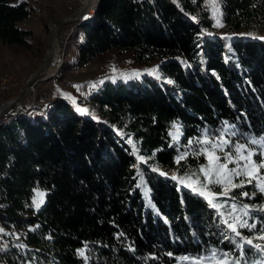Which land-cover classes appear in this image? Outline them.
Returning a JSON list of instances; mask_svg holds the SVG:
<instances>
[{"label":"trees","instance_id":"1","mask_svg":"<svg viewBox=\"0 0 264 264\" xmlns=\"http://www.w3.org/2000/svg\"><path fill=\"white\" fill-rule=\"evenodd\" d=\"M207 1L100 0L82 27L79 65L116 49L140 65L158 62L160 80L106 83L89 100L101 120L59 99L43 116L13 117L12 111L0 121V229L7 230L0 234L20 233L0 258L8 264H187L208 258L213 248L221 259V250L234 249L229 238H240L222 221L232 204L242 209L246 202L225 205L216 198L223 205L218 212L197 189L157 171L177 167L184 175L200 165L192 158L177 162L174 124L184 144L226 124L242 136H264V39L249 36L264 30V0H220L224 29ZM30 13L26 2L0 0L4 44L30 47V32L20 27ZM223 30L242 38H219ZM38 190L46 198L35 209ZM248 213L256 228L237 227L251 237L264 226V209Z\"/></svg>","mask_w":264,"mask_h":264},{"label":"rangeland","instance_id":"2","mask_svg":"<svg viewBox=\"0 0 264 264\" xmlns=\"http://www.w3.org/2000/svg\"><path fill=\"white\" fill-rule=\"evenodd\" d=\"M17 1L26 2L28 4L29 10L31 11L29 17L20 23V27L22 29L30 32V47L23 48L16 45H7L0 40V108L19 97L25 85L42 66L45 58L48 55V36L50 24L55 20L73 19L84 6L86 0ZM217 3L219 6V13L216 15H213V6L210 3V0H208L205 5L211 12L215 23L217 19L220 20V25L222 26L217 25L219 29H224L222 22L223 12L220 0H217ZM90 14L93 15V13H87V17L89 19L92 18H90ZM79 24V22H72L59 26L54 36V64L58 65L56 67L54 65H50L48 72H43L44 75L41 76L43 77V81H40L36 85H33L29 88L23 100H33V107H18V113H14L13 117H23L32 111L43 116L45 114V110L52 102L62 99L68 101L76 111H78V108H87L88 113L84 115H88L95 120H101L99 118V112L97 108L94 107V105L89 102V100L106 83H128L133 80H142L145 78L160 80L161 76L158 69V62H154L148 66L140 65L134 62L131 53L122 52L116 49L108 51L93 62H89L83 66L79 65L80 50L82 45L85 43L82 30L83 26H79ZM249 36L260 37L264 39V30L262 33L255 30ZM218 37L222 39L242 38V33L229 34L226 30H223V32H221ZM101 81H103V83H101ZM74 85H80L81 87L78 90L76 87H74ZM92 85H95V87H92ZM12 111L14 112V110ZM12 111L7 115H11L13 113ZM78 112L81 113L80 111ZM178 127L179 135L175 140L178 142L181 153H187L184 159H195V162H198L200 165L197 167H192L190 170L184 172V175H178L179 171L177 167H174L170 170L158 169V172H162L169 177L175 178L179 183L193 189H197L200 193L203 192V195L208 199V201L210 199L214 201L216 198H224V203L226 205L231 202L230 199H236L242 203L246 202L245 204L248 205L247 211L249 209H254L256 211L264 209V193H261L258 187H254V185L258 183V181L255 179L253 180L252 184L245 183L242 188H233L229 186V192L227 193V196L213 195L214 193L221 192L223 185H218L215 183V180L218 178L215 175L212 176V181L209 182L205 178L204 173L199 171L200 167L208 166L209 154L203 152H201L199 155L194 154V150L197 147L210 148V144H197V140L205 139L203 132L199 137L189 140L192 142L191 144H188V142L186 144L182 143V130L180 129V126ZM221 129L226 130L224 138L228 140H239L240 142H243L245 137H250L247 135L242 136V134H240L236 128H231L230 124H226ZM233 131L238 132V135H229V133ZM176 132L177 129L174 127L173 134ZM213 133H215V131H209V139L212 137ZM252 147L255 148L256 146L253 145ZM216 155L222 156V153L217 151ZM252 159L255 160L256 156H253ZM182 160L183 159L180 161ZM214 166L215 161L213 160V167ZM228 167L231 169L234 168L235 165L229 164ZM260 173L264 174V168L260 169ZM242 179H244V177H232V182L233 184H236ZM244 191L249 192L250 197L239 195ZM253 192L255 193L254 196L251 195ZM38 193H42L43 195H38ZM35 194V209H39L45 203L46 193L44 191L38 190ZM259 196L262 201L256 202V200H253L255 197ZM41 200L43 201L42 203ZM37 204L40 205L39 208H37ZM216 209L218 212H222L221 207ZM227 216L228 217L225 219H228L230 222L234 217L239 216L241 222L247 221L248 223V216L243 215L242 209H236L234 212L231 211ZM19 234L20 233L18 230H16V232L13 234H10L9 232L6 234H0V254H4L7 247L10 246V243L13 244L19 239ZM11 240H13V242H11ZM220 260L221 258L217 256L214 260L203 258L202 260H199V264H217V261ZM197 261L198 260H190L187 262V264H197ZM0 264H8L5 257L0 258ZM224 264H227V262L224 261Z\"/></svg>","mask_w":264,"mask_h":264},{"label":"snow or ice","instance_id":"3","mask_svg":"<svg viewBox=\"0 0 264 264\" xmlns=\"http://www.w3.org/2000/svg\"><path fill=\"white\" fill-rule=\"evenodd\" d=\"M210 3L213 6V15H216L219 13V6L217 3V0H210ZM87 19V17H84ZM216 25H220V20H216ZM103 83V81H101ZM78 90L81 87L80 85H74ZM92 87H95V85H92ZM78 111H80L82 114H87L88 109L87 108H78ZM227 123V122H225ZM173 127L177 129V132L173 135V139H177L179 135V127L178 125L174 124ZM231 128L235 129L236 125L232 124ZM203 135L205 139L203 140H197V144H204L209 143V147L205 148H199L197 147L194 150L195 155H199L201 152L208 153L209 154V164L207 167H200L199 171L204 173L205 178L211 182L212 176L215 175L218 177L215 180V183L220 185L222 184V191L219 193H214L213 195H221V196H227V193L229 192V186L233 188H242L245 183L252 184L253 180H257L258 183L254 185V187H258L261 193H264V174L260 173V169L264 168V136H261L259 139L255 137H245L243 142L232 141L224 138L225 131L223 129H217L215 130V133H213L212 137L208 138V133L210 130L204 129ZM229 135L231 136H237L238 132L233 131L230 132ZM130 144L133 142L131 140L128 141ZM191 141H188V144H191ZM255 145L256 147L253 148L252 146ZM133 149H135V144H133ZM219 151L222 153L221 155H216V152ZM187 153H181L179 156H177L176 160L179 162L181 159H184ZM256 156V159L253 160L252 157ZM141 160H143V157H140ZM213 160L215 161V166L213 167ZM234 164L235 167L229 169L228 165ZM155 170V169H153ZM163 174V173H162ZM232 177H244V179L240 180L239 183L233 184ZM223 178V179H221ZM195 190V189H194ZM204 193L201 192V195ZM38 195H43L42 193H38ZM239 195L244 197H250V193L247 191L241 192ZM251 195H255L253 192ZM43 201L41 200V203ZM33 203H36L34 200ZM209 203L212 205L213 208H219L223 205H218L217 203H213V201L210 199ZM37 208H39V204L36 205ZM248 205H243V215L248 216ZM236 210V204H232L231 211ZM220 215H223V213H220ZM223 224L227 226V229H230L232 233L235 234V237H239V240H236L235 238H229L227 237V232H222V236H225V238H229L230 242L235 246L234 249L224 252L220 251L219 255L222 257L220 261H217V264H224V261L227 260L228 257H231V260H227V264H264V244L261 243H254L255 240L264 241V226H262L259 229V232L255 234L254 236H244L239 230V228H246L249 230V232L252 231V229L256 228L255 223L249 224L247 221L241 222L240 217L236 216L233 218V220L230 222L228 219H225L222 221ZM0 231H3V229H0ZM122 235V233H121ZM248 246L246 249L245 246ZM255 249L258 255L256 258H252L251 256H248L247 253H251L252 250ZM80 255L84 257V251H80ZM169 255H171L169 253ZM217 256V249L213 248L210 250L209 260H214ZM87 259V257H84ZM184 259H187L185 257ZM203 257H200L199 260H202ZM199 260L197 261V264H199Z\"/></svg>","mask_w":264,"mask_h":264},{"label":"water","instance_id":"4","mask_svg":"<svg viewBox=\"0 0 264 264\" xmlns=\"http://www.w3.org/2000/svg\"><path fill=\"white\" fill-rule=\"evenodd\" d=\"M100 0H88L86 6L82 7L79 11V13L76 14V16L73 19H62V20H55L54 22H52L49 26V36H48V55L45 58L42 66L40 67L39 71L32 76V78L28 81V83L25 85L21 95L19 97H17L16 99H14L13 101L9 102L8 104H6L2 109H0V120L7 115L8 113H10L18 103H20L26 96L29 88L35 84V82L38 81V79L41 78V76L43 75L44 70L50 66L51 61H52V57H53V39L55 36V30L59 28V26L63 25V24H69L72 22H79V26H84L88 23L91 22V19H89L87 17V13H89V10L91 8H95L93 15H95L96 13V9L98 8ZM84 17H87V19H85Z\"/></svg>","mask_w":264,"mask_h":264},{"label":"built area","instance_id":"5","mask_svg":"<svg viewBox=\"0 0 264 264\" xmlns=\"http://www.w3.org/2000/svg\"><path fill=\"white\" fill-rule=\"evenodd\" d=\"M50 65H54L55 67L58 65V64H54V55L52 57V61H51V64ZM43 78V77H42ZM25 100H22L21 103H18L15 107V113H18V107H21V106H29V107H33V100H27L25 102H28V103H25L24 102ZM1 109V108H0Z\"/></svg>","mask_w":264,"mask_h":264},{"label":"bare ground","instance_id":"6","mask_svg":"<svg viewBox=\"0 0 264 264\" xmlns=\"http://www.w3.org/2000/svg\"><path fill=\"white\" fill-rule=\"evenodd\" d=\"M87 2H88V0H86L85 1V4H84V6H86V4H87ZM83 6V7H84ZM95 10V8H91L90 10H89V12H93ZM57 32V29L55 30V33ZM53 46H54V39H53ZM54 51H55V48L53 49ZM54 51H53V55H54ZM54 62H55V55H54ZM48 70H49V67H47L45 70H44V73H46V72H48ZM44 75V74H43ZM44 79H46V78H44ZM40 81H43V79H42V77L40 78V79H38V81L35 83V84H33V85H36L37 83H39ZM32 85V86H33ZM21 103V102H20ZM4 106V105H3ZM2 106V107H3ZM1 107V108H2ZM14 110V113H15V108L13 109ZM6 116V115H5ZM1 121V120H0ZM3 231H7L5 228H3Z\"/></svg>","mask_w":264,"mask_h":264}]
</instances>
